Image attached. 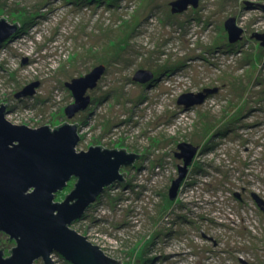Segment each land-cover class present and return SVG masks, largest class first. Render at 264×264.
I'll return each mask as SVG.
<instances>
[{"label":"rangeland","instance_id":"obj_1","mask_svg":"<svg viewBox=\"0 0 264 264\" xmlns=\"http://www.w3.org/2000/svg\"><path fill=\"white\" fill-rule=\"evenodd\" d=\"M175 1L0 0V20L18 25L0 40V107L13 124H77V151L139 154L71 224L113 259L264 264V212H243L259 225L233 226L226 214L244 207L235 187L264 196V45L256 36L264 33V0H193L174 12ZM231 18L243 29L234 42ZM97 68L104 72L89 80V104L72 108L69 84L81 87ZM33 83V94L16 96ZM189 94L192 101L178 103ZM184 143L194 154L172 198ZM0 240L8 256L15 238L2 231ZM53 253L56 264H74Z\"/></svg>","mask_w":264,"mask_h":264},{"label":"water","instance_id":"obj_2","mask_svg":"<svg viewBox=\"0 0 264 264\" xmlns=\"http://www.w3.org/2000/svg\"><path fill=\"white\" fill-rule=\"evenodd\" d=\"M189 2L197 3L176 0L172 3L173 11H184ZM225 26L231 41L240 39L243 29L237 25L235 18L228 19ZM17 28V23L12 25L2 18L0 40ZM256 36L264 45V33H256ZM103 72V68L95 69L90 79L81 80V87L69 84L77 97L72 108L84 109L89 104L90 97H84V93L88 87L96 86L89 80L95 82ZM38 85H29L16 96L33 94ZM182 96L178 103L187 105L192 95ZM200 96L202 98L196 103L203 102L205 96L202 93ZM1 105L0 229L10 238H15L17 246L10 256H5L0 250V264H34L40 257L46 264H56L52 256L55 251L74 264L117 263L100 246L71 228V224L84 215L105 186L124 179L119 173L120 167L130 164L139 154L126 152L125 149H103L101 146L77 151L76 145L80 140L77 124H63L55 129L48 125L32 128L13 124L5 118L6 106ZM186 146L187 143L179 145L182 152L177 155L183 157L184 166L174 181L172 198L176 197L194 154L186 152ZM72 177H77L72 192L63 202L54 201L56 192L66 186ZM256 200L264 203L257 196Z\"/></svg>","mask_w":264,"mask_h":264},{"label":"bare ground","instance_id":"obj_3","mask_svg":"<svg viewBox=\"0 0 264 264\" xmlns=\"http://www.w3.org/2000/svg\"><path fill=\"white\" fill-rule=\"evenodd\" d=\"M240 189V188H239ZM241 190V189H240ZM264 196H261L260 200L262 201ZM241 202V205L244 206L245 210H242L241 213H239L238 211H233L234 212H230V211H227L226 214H227V218L234 221L235 224H232L233 226L236 225V224H239V225H242L243 223H247V224H252V221L254 224L256 225H259L261 223V219L257 218L256 220H248L247 218H245L243 216V212H247V211H250L252 213H256V210H261L262 212H264V204H260L258 200H256L253 196H250V197H245V199H241L240 200ZM231 207H226V210H230ZM87 211V210H86ZM259 217V216H257Z\"/></svg>","mask_w":264,"mask_h":264},{"label":"flooded vegetation","instance_id":"obj_4","mask_svg":"<svg viewBox=\"0 0 264 264\" xmlns=\"http://www.w3.org/2000/svg\"><path fill=\"white\" fill-rule=\"evenodd\" d=\"M184 160V159H183ZM77 182V181H76ZM76 184V183H75ZM231 190H233V191H235V196L237 197V198H239L240 200L242 199H245V197H250V196H253L255 199H256V196L257 197H259V198H261V196H263L262 194H260L259 192H256L255 190H252V189H248L246 186H244V185H241V190L239 189V188H233V189H231ZM70 194V193H69ZM69 194H67V196L69 195ZM256 195V196H255ZM66 196V197H67ZM66 199V198H65ZM65 199H63V200H61V201H57V202H63ZM263 199H264V197H263ZM56 201V200H55ZM245 207H241L240 208V213H241V211L242 210H245L244 209ZM232 209V212H234L233 211V208H231ZM232 224H235V222L234 221H232ZM0 232H2V230L0 229ZM10 236V235H9ZM11 237V236H10ZM15 242H16V244L15 245H12L11 247H10V249L8 250V256H10L11 254H12V250L17 246V240L15 239ZM216 242H218L217 240H215V243ZM0 243H1V240H0ZM219 244V243H218ZM0 250L1 251H3V249L0 247ZM220 253H225V252H223V251H220ZM54 254V253H53ZM36 261V260H35ZM35 261H34V263H35Z\"/></svg>","mask_w":264,"mask_h":264},{"label":"trees","instance_id":"obj_5","mask_svg":"<svg viewBox=\"0 0 264 264\" xmlns=\"http://www.w3.org/2000/svg\"><path fill=\"white\" fill-rule=\"evenodd\" d=\"M59 127V126H58ZM55 128H57V127H55ZM55 128H51V129H55ZM117 181H122V180H117ZM116 182V181H115ZM10 249V248H9ZM112 258V257H111ZM117 260V259H116ZM118 262L117 263H115V264H122L121 263V261L120 260H117Z\"/></svg>","mask_w":264,"mask_h":264},{"label":"clouds","instance_id":"obj_6","mask_svg":"<svg viewBox=\"0 0 264 264\" xmlns=\"http://www.w3.org/2000/svg\"><path fill=\"white\" fill-rule=\"evenodd\" d=\"M85 214V213H84Z\"/></svg>","mask_w":264,"mask_h":264}]
</instances>
